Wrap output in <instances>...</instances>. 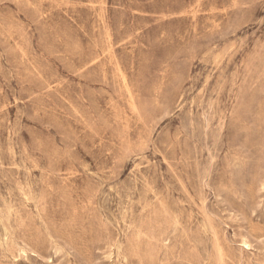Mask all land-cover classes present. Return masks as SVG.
Returning a JSON list of instances; mask_svg holds the SVG:
<instances>
[{
  "label": "rangeland",
  "instance_id": "rangeland-1",
  "mask_svg": "<svg viewBox=\"0 0 264 264\" xmlns=\"http://www.w3.org/2000/svg\"><path fill=\"white\" fill-rule=\"evenodd\" d=\"M0 264H264V0H0Z\"/></svg>",
  "mask_w": 264,
  "mask_h": 264
}]
</instances>
